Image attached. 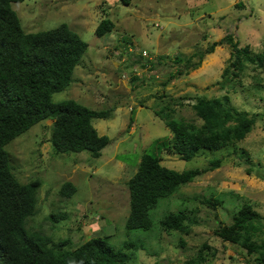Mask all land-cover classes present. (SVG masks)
I'll list each match as a JSON object with an SVG mask.
<instances>
[{
    "label": "rangeland",
    "instance_id": "rangeland-1",
    "mask_svg": "<svg viewBox=\"0 0 264 264\" xmlns=\"http://www.w3.org/2000/svg\"><path fill=\"white\" fill-rule=\"evenodd\" d=\"M27 32H38L66 23L89 47L73 73V82L53 94L60 102L75 99L93 109L113 108L109 118L94 119L100 134L110 143L98 158L87 150L55 154L50 142L52 120L41 121L7 144L13 170L22 182L39 178V212L31 224L55 240L69 238L73 246L93 236L110 235L120 248L124 241L144 242L129 264H184L197 255L207 242L216 249L209 264H256L238 244L222 240L215 233L220 224L244 203L264 214V89L256 88L251 68L237 85L232 103L262 117L248 136L237 145L221 150H201L191 160L168 154L155 142L165 143L171 135L154 107L169 104L174 117L193 120L191 104L198 97H220L226 88L218 83L232 53L226 36L256 53L264 49V0H22L12 3ZM104 18L116 26L104 36L96 28ZM125 39H131L133 53ZM215 41H224L208 53ZM146 51V57L138 55ZM141 53V52H140ZM201 65H192L200 60ZM195 55L188 64L186 58ZM182 56L183 61L176 57ZM182 71V74H180ZM173 74L175 77H173ZM143 104V105H142ZM132 120V122H131ZM145 152L161 154L162 163L176 170L204 169L214 157L220 167L202 172L170 199L162 200L151 211V230L126 228L130 211L129 178L137 171ZM241 153H249L246 162ZM252 172L248 173V168ZM72 181L77 191L71 197L59 193L62 184ZM220 197L223 203L212 206L204 197ZM187 199V201H186ZM185 207L196 223L190 234L166 232L160 220L165 213ZM54 210L66 211L67 218L56 225L48 220ZM185 244L181 243V239Z\"/></svg>",
    "mask_w": 264,
    "mask_h": 264
},
{
    "label": "trees",
    "instance_id": "trees-1",
    "mask_svg": "<svg viewBox=\"0 0 264 264\" xmlns=\"http://www.w3.org/2000/svg\"><path fill=\"white\" fill-rule=\"evenodd\" d=\"M19 1L22 0H0V264H129L134 256L131 249L142 248L144 242L126 240L117 248L107 234L90 237L74 247L71 239L55 240L30 223L39 212L38 194L42 182L39 178L29 182L18 179L7 144L35 124L50 119L49 140L55 154L87 150L92 157L98 158L111 139L99 133L93 120L109 118L114 109H93L75 99L53 100L55 92L73 82L74 70L89 44L66 23L38 32L25 31L12 6ZM122 1L126 5L131 2ZM115 26L112 19L104 18L96 34L104 36ZM226 41L232 53L222 73L223 79L218 81L226 88V94L198 97L191 104L196 115L193 120L176 119V108L169 104L154 107L155 114L171 131L165 143L155 142L158 151L164 147L168 154L191 160L203 149L217 151L237 145L256 127L263 114L235 106L231 93L238 90V84L245 85L243 77L249 68L256 88L264 89V49L256 53L250 44L240 45L232 34L226 36ZM223 42H213L207 52L213 53ZM125 43L132 48L131 39H125ZM130 48L125 50L133 53ZM138 55L145 57L142 52ZM203 56L204 53L192 65L194 68L201 65ZM194 57L186 58V62L191 64ZM176 59L183 61L185 58L178 56ZM240 155L246 162L250 161L249 153ZM161 159L160 152H145L137 171L127 181L130 193L128 231L151 230L154 226L151 211L162 200L170 199L202 172L214 170L223 162L221 157H214L204 169L180 171L164 165ZM252 170L249 167L247 171L250 174ZM76 191L74 182L66 181L59 193L67 198ZM201 202L216 206L222 204L223 199L211 196L204 197ZM67 217L66 211L54 210L47 218L56 225ZM160 223L163 231L190 234L196 218L183 207L165 213ZM215 233L222 240L245 248L249 255L256 254V264H264V214L252 204L244 203L233 214L232 222L220 224ZM181 243L185 244L183 238ZM216 254V249L204 242L197 255L184 264H209V257Z\"/></svg>",
    "mask_w": 264,
    "mask_h": 264
},
{
    "label": "clouds",
    "instance_id": "clouds-1",
    "mask_svg": "<svg viewBox=\"0 0 264 264\" xmlns=\"http://www.w3.org/2000/svg\"><path fill=\"white\" fill-rule=\"evenodd\" d=\"M130 51L133 52V48H130ZM140 52H142V54L146 57L147 53L144 54V53H143L144 51H142V50H141ZM140 52H138V53L140 54Z\"/></svg>",
    "mask_w": 264,
    "mask_h": 264
},
{
    "label": "built area",
    "instance_id": "built-area-1",
    "mask_svg": "<svg viewBox=\"0 0 264 264\" xmlns=\"http://www.w3.org/2000/svg\"><path fill=\"white\" fill-rule=\"evenodd\" d=\"M143 53L146 54V51H144Z\"/></svg>",
    "mask_w": 264,
    "mask_h": 264
}]
</instances>
